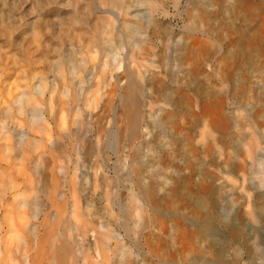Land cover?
<instances>
[{"label": "rangeland", "instance_id": "rangeland-1", "mask_svg": "<svg viewBox=\"0 0 264 264\" xmlns=\"http://www.w3.org/2000/svg\"><path fill=\"white\" fill-rule=\"evenodd\" d=\"M55 230L79 264H264V0H0V264Z\"/></svg>", "mask_w": 264, "mask_h": 264}, {"label": "bare ground", "instance_id": "bare-ground-1", "mask_svg": "<svg viewBox=\"0 0 264 264\" xmlns=\"http://www.w3.org/2000/svg\"><path fill=\"white\" fill-rule=\"evenodd\" d=\"M202 3L205 5L206 2L205 3L202 2ZM44 25H46V24H44ZM36 26H37V28L39 27L38 25H36ZM32 27H34V26H32ZM37 28L33 32V39L34 38L38 39V37L41 36V32L39 31V29L37 30ZM109 30H111V29H109ZM32 31H33V29H32ZM32 31H30V32H32ZM62 31H63V29H62ZM7 32L10 33L11 29H7ZM66 32L67 31H65V34H66ZM12 33H13V31H12ZM8 35H10V34H8ZM68 36H69V34H68ZM7 37L10 38V36H7ZM69 38H71V37H69ZM41 40H43V39H41ZM36 41H38V40H36ZM36 41L33 40L32 43H34ZM37 44H36V46H37ZM39 49H41V48H39ZM39 49H37V50L39 51ZM130 88H131V93L125 99L124 108L127 109V111H128V130L131 132L132 138H136V136L138 135V123H139L138 120H139V117H140V114H141L139 112V108H141V107H139L140 106V102H139V98H138V96H139L138 88L136 87L135 84H130ZM259 117H261V116H259ZM259 117L255 116V117L252 118V117H249L247 115L246 117L241 119V122H238L239 120L237 122H235V126L237 128H239L240 131H242L241 135L243 136V139H240V140L238 139L239 141L237 142V148L239 150L240 149L244 150V152L246 154V157L250 161L249 164L251 163L252 165H254L257 160H260L258 158V155H259L258 152L262 149L263 145H262V142L260 141V139L257 138L255 133H248V132L245 131V128L248 127L247 124L252 123L253 126L252 125H250V126H252L253 129L254 128L256 129V127H257L256 124H257V120H258ZM242 150H240V151H242ZM258 163H260V161ZM141 187H142V185H141ZM142 196L144 198H146V199L150 198V192L147 189H143V187H142ZM196 204H197V208L200 211V213L204 215L203 217H205V220L202 218L204 220V224H205L204 225V229H203V233L212 234L214 232V230H215V227H214V223L211 220V218L207 219L209 217V216H207L208 215L207 213L209 211L208 210V204H207V197L203 195V196L197 198ZM249 215H251L252 218L256 217L254 212L253 213L250 212ZM229 224L231 226H234L235 224H237V222L235 220H230ZM56 231L57 230L51 231V232L48 231L45 234V236L41 239L40 243L37 245L38 248L36 249L37 250L36 251L37 252L36 255L33 256L31 259H29V260H31L30 263H32V264H42L43 260L48 255V256H51L50 260L52 262L56 263V264H79V258L80 257H79V251L76 249L77 247H75L73 245L72 241H70L66 237V235H64V236L62 235L60 237L59 234H58L59 232L56 233ZM110 238H111V235L110 236L102 235V237L100 239V245L98 246V251H97L98 256H103L102 255V251L108 250V241L110 240ZM50 240H53V243H51ZM38 242H39V240H38ZM84 260H85V262L87 260H89L88 255L84 256ZM203 260H204V264L205 263L206 264H226L224 256L221 253H213V254H211V256L209 258L207 257L206 259H203Z\"/></svg>", "mask_w": 264, "mask_h": 264}]
</instances>
